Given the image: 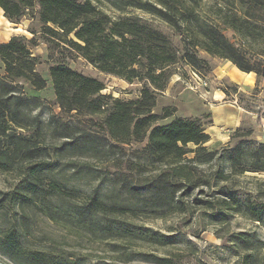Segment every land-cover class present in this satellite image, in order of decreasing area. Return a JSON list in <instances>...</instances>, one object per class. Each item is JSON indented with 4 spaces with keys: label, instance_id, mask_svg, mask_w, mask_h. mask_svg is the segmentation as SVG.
Wrapping results in <instances>:
<instances>
[{
    "label": "trees",
    "instance_id": "16d2710c",
    "mask_svg": "<svg viewBox=\"0 0 264 264\" xmlns=\"http://www.w3.org/2000/svg\"><path fill=\"white\" fill-rule=\"evenodd\" d=\"M204 1L115 0L121 10L132 6L168 25L179 36L176 44L173 36L150 18L130 14L113 17L92 0H0L8 20L20 23L24 18H31L39 22L43 40L50 49L49 73L62 111L100 114L104 133L118 143L147 139L141 151L152 175L143 185L144 191L134 193L133 185L123 184L126 197L106 202L99 190H95L88 204L75 209L83 226H99L107 233L115 229L127 231L118 216L133 210L138 204L133 199H142L149 207L179 209L183 203L181 196L190 188L210 184L204 165L215 160L224 159L230 165L229 172L223 165L213 172L221 181L249 170L264 171V144L254 151L250 159L253 166H244L248 161L241 143L222 156L204 145L211 136L199 117L176 115L175 106L155 111L157 96L167 89L177 63L183 61L192 71L202 74L210 68L208 61L199 55L200 50L228 59L241 71L264 77V0H215V10H211L215 16L205 9ZM222 25L237 34L239 44L226 35ZM32 32L37 33L34 29ZM61 43L64 50L75 52L100 71L129 82L139 80L141 95L122 99L100 94L104 88L100 79L74 69L63 52L58 57L54 55L53 46ZM36 44L35 38L23 34L0 43L4 69L0 72V171L14 170L43 154L41 141L23 132L33 122L41 125L39 115L33 116L30 110L31 103L37 105L42 101L40 96L29 95L23 82H29L36 90L46 88L48 83L39 71L42 57L32 49ZM169 118L168 122H162ZM66 136L71 139L65 142L66 146L74 149L84 145V152L98 153L102 147L99 136L93 133ZM190 143L195 147H189ZM34 163L29 164L21 188L0 190L1 216L9 206H19L26 213L36 200H41L50 219L64 217L66 211L55 212L51 203L53 197L67 193L66 186L51 177L46 187L45 176L55 167ZM211 203L202 202L210 208ZM224 205L226 209L234 207L229 202ZM248 207L257 220L263 217V210L254 212L257 208L253 204ZM20 219L11 227H3L0 221L1 253L17 264H80L55 252L26 245L27 224ZM155 259L169 264L167 258Z\"/></svg>",
    "mask_w": 264,
    "mask_h": 264
},
{
    "label": "rangeland",
    "instance_id": "374dc122",
    "mask_svg": "<svg viewBox=\"0 0 264 264\" xmlns=\"http://www.w3.org/2000/svg\"><path fill=\"white\" fill-rule=\"evenodd\" d=\"M92 1L113 17L130 14L150 18L179 44V36L173 29L138 8L128 6L121 10L115 0ZM204 2L205 9L215 16L211 11L212 8L215 10V0ZM9 21L1 20L0 41L15 33L35 38L37 44L32 49L42 57L39 71L48 81L47 87L42 90L34 89L27 81L23 82L29 95L42 99L37 105L31 103L30 110L33 116L39 115L41 125L33 122L28 130H23L40 140L43 146L42 156L32 162L54 166L45 176V185L48 187L51 177H55L66 186L67 193L53 197L51 203L55 212L66 211L64 217L50 219L41 200H36L26 213L19 206L3 209L0 215L3 227L14 226L20 217V221L27 224L26 245L55 252L80 264H163L156 257L167 258L169 264H264V215L257 220L248 207L253 204L257 208L254 212H264V171L249 170L221 181L213 172L222 165L227 172L230 171V165L224 159L204 165L205 177L210 179V184L190 188L181 196L183 203L179 209L149 207L144 200L133 199L138 203L133 210L118 216L127 231L115 229L107 233L99 226H83L75 209L78 205L88 204L95 190H99L106 202L126 197L123 184L133 185L134 193L144 191L143 185L152 175L141 151L147 139L118 143L104 133L100 114L62 111L56 102L49 73L50 49L43 40L39 22L31 18H24L20 23ZM221 27L234 43L239 44V37L232 29L225 25ZM32 29L37 31L36 35ZM53 52L56 57L63 52L74 69L100 79L104 83L100 94L108 98L131 99L141 95L142 82L137 79L129 82L100 71L75 52L64 50L63 43L53 46ZM199 55L210 66L203 70L204 74L197 72L202 82L190 66L180 61L173 67L176 73L164 91L166 94L162 92L157 96L155 111L175 106L176 115L179 111L183 117H199L206 131L215 132L217 136L204 144L209 150H217L218 156H222L241 143L248 161L244 166L251 167L250 159L254 151L264 144V77L259 78L254 72L247 75L228 59L213 56L204 50H200ZM0 72H4L1 60ZM173 80L177 81L170 85ZM214 89H221L226 96L214 99V104L230 103L242 108L243 114L235 128L220 129L214 125L212 113L203 109V103L207 104V97L210 98L206 95L207 91ZM179 93L183 98L181 102L176 101ZM87 133L99 136L98 142L101 140L102 147L98 153L84 152V145L77 149L66 146L65 142L71 140L67 134L77 137ZM102 135L106 136V140L102 139ZM188 146L195 147L192 143ZM32 162H24L14 170L0 171V190L21 188ZM204 201L212 202V207L202 204ZM224 202L232 203L234 207L226 209ZM240 206H243L242 211H238ZM23 214L26 218L22 217ZM0 264L17 263L0 252Z\"/></svg>",
    "mask_w": 264,
    "mask_h": 264
},
{
    "label": "crops",
    "instance_id": "0c3cea01",
    "mask_svg": "<svg viewBox=\"0 0 264 264\" xmlns=\"http://www.w3.org/2000/svg\"><path fill=\"white\" fill-rule=\"evenodd\" d=\"M2 19H7L8 20V18H6L4 16L3 9L0 7V22H1ZM8 23H10V21ZM16 34L17 33L10 34L7 39H4V40L0 41V43L9 41V39L13 35H16ZM233 67H234V65H233ZM246 73H244V74H246ZM250 73H252V72H250ZM250 73H247V75H249ZM246 77H250L251 78L252 76H245L244 78H246ZM175 81H177V80H175ZM175 81L173 80L170 85H172V83H174ZM164 93L166 94V92H164ZM206 95H210V98L207 97L209 102L207 104H205V102H204L203 103L204 105L202 107H203L204 110L212 113V118H213L214 125L218 126L220 129H222V128L226 129V128H230V127L235 128L237 126V124L240 122L241 116L243 114L242 108L234 106L233 104H230V103H228V104H214L213 103L214 99H219V98H225L226 97L225 96V92L222 91L221 89H214L213 91H207ZM178 96L179 97L176 99V101L178 100V101L181 102L182 99H183L182 95L179 93ZM225 102H228V101L225 100ZM186 107H188V104H187ZM178 115L181 116V113H179V111H178ZM208 133L211 135V137L213 139L215 137H217L215 135V132L214 133L213 132H208Z\"/></svg>",
    "mask_w": 264,
    "mask_h": 264
},
{
    "label": "built area",
    "instance_id": "2783aa9c",
    "mask_svg": "<svg viewBox=\"0 0 264 264\" xmlns=\"http://www.w3.org/2000/svg\"><path fill=\"white\" fill-rule=\"evenodd\" d=\"M194 74H195V76H197L199 79H200V81L202 82V80H201V78H200V75L199 74H197V72H193Z\"/></svg>",
    "mask_w": 264,
    "mask_h": 264
},
{
    "label": "bare ground",
    "instance_id": "6f19581e",
    "mask_svg": "<svg viewBox=\"0 0 264 264\" xmlns=\"http://www.w3.org/2000/svg\"><path fill=\"white\" fill-rule=\"evenodd\" d=\"M1 23V22H0Z\"/></svg>",
    "mask_w": 264,
    "mask_h": 264
}]
</instances>
